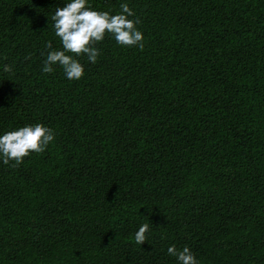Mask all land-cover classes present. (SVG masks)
Here are the masks:
<instances>
[{"label":"trees","instance_id":"trees-1","mask_svg":"<svg viewBox=\"0 0 264 264\" xmlns=\"http://www.w3.org/2000/svg\"><path fill=\"white\" fill-rule=\"evenodd\" d=\"M67 2L0 0V135H55L0 158V264H264V0H87L144 48L106 34L79 80L42 71Z\"/></svg>","mask_w":264,"mask_h":264},{"label":"clouds","instance_id":"clouds-1","mask_svg":"<svg viewBox=\"0 0 264 264\" xmlns=\"http://www.w3.org/2000/svg\"><path fill=\"white\" fill-rule=\"evenodd\" d=\"M120 9L114 15L109 11H98L88 5L87 0H69L65 6L56 8L51 20L62 49H52L51 43L46 44L51 50L47 53L42 71L52 73L53 66L59 65L69 80H79L84 75V66L76 57L86 55L91 63H96L100 50L95 45L103 41L106 34H110L120 46L142 50L144 37L137 27L140 19L128 3H121ZM11 70V65L4 66L5 72ZM54 138V131L40 123L7 131L0 135V158L4 164L14 161L10 166L18 167L31 152H44ZM149 227L148 223L139 226L134 235L137 244L147 241ZM167 252L177 258L178 264H198L187 246L178 250L172 245Z\"/></svg>","mask_w":264,"mask_h":264}]
</instances>
